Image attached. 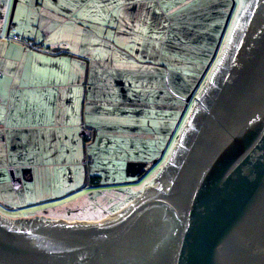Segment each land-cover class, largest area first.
I'll return each instance as SVG.
<instances>
[{
  "label": "rangeland",
  "instance_id": "1",
  "mask_svg": "<svg viewBox=\"0 0 264 264\" xmlns=\"http://www.w3.org/2000/svg\"><path fill=\"white\" fill-rule=\"evenodd\" d=\"M246 1L233 0L231 7L232 0H16L9 20L13 0H0V41L4 40L7 56L23 54L20 48L15 49L23 38H41V25L50 16L53 24L67 27L69 11L76 7L87 13L81 23L84 27H91L93 32L105 27L104 36L111 39L103 41L108 43L102 46L103 62L96 61L99 55L92 57V66L97 68L89 76L87 93L82 91V104L75 102L82 107L74 120L88 125L87 139L78 141L76 135H70L74 130L57 129L53 144L49 139L43 141L44 154L22 155L13 165L1 164L0 182L4 181L0 183V215L17 220L98 219L134 199L166 162ZM230 9L217 53L184 109ZM116 27L121 39H115L114 45ZM13 28L20 40L12 39L8 44ZM56 32L49 39H57ZM167 34L165 59L159 57L163 39L155 37ZM67 36L61 37L68 39ZM62 46L72 50L69 42ZM83 47L90 49L89 45ZM96 48L100 54L99 46ZM44 62L48 68L53 61ZM61 66L66 67V63ZM99 66H103L101 70ZM51 144L57 151L54 154L49 151ZM48 154L49 158L42 157ZM47 161L45 169L36 171L37 179L12 183L11 171L19 177L24 167L32 169V165ZM133 162L149 165L139 179L125 173L126 164ZM91 175H99L93 184L89 182ZM126 179L135 180L119 182ZM50 194V198L36 201L40 195Z\"/></svg>",
  "mask_w": 264,
  "mask_h": 264
},
{
  "label": "water",
  "instance_id": "2",
  "mask_svg": "<svg viewBox=\"0 0 264 264\" xmlns=\"http://www.w3.org/2000/svg\"><path fill=\"white\" fill-rule=\"evenodd\" d=\"M132 164L144 165L126 171ZM29 172L11 171V180ZM0 264H264V0L241 8L166 162L140 193L99 219L0 215Z\"/></svg>",
  "mask_w": 264,
  "mask_h": 264
},
{
  "label": "crops",
  "instance_id": "3",
  "mask_svg": "<svg viewBox=\"0 0 264 264\" xmlns=\"http://www.w3.org/2000/svg\"><path fill=\"white\" fill-rule=\"evenodd\" d=\"M37 5L39 4L37 3ZM69 15L67 27L63 23L53 24L50 16L45 20L46 24L41 25L43 29L39 27L42 39L23 38L20 46L15 45V49L20 48L23 52L22 55L20 53L7 56L4 40L0 41V71L3 73L0 77V165L6 162L13 165L22 155L44 154L46 150L43 141L49 139L53 144L55 136L58 134L57 129L69 128L74 130L70 135H76L78 141L80 138L87 139L88 125L74 120V117L81 114L80 107H82L78 108L75 102L80 101L82 104V91L87 93L89 76L97 68V65L94 68L92 66V60L93 62L95 60L92 57L96 58V55H99L96 61L103 62L100 59L103 57L102 46L107 45L111 39L105 38L106 36L102 32L105 27L95 28V32H93L91 27H84L81 24L87 19V13L83 8L76 7L69 11ZM46 27H50V30L46 31ZM53 32L58 35L57 39H49ZM117 33H119L118 27H116L112 43L115 39L116 41L121 39ZM11 34H17L14 28ZM65 34L68 35V39L61 37ZM155 38L163 39L160 44L162 48L159 57L167 59L165 48L168 34ZM105 40L107 42L104 43ZM11 41L12 39L10 40L9 37L6 42L9 44L12 43ZM64 42H69L72 50L62 46ZM86 45H89L90 49L83 47ZM97 46L101 50L100 54L96 53ZM74 48L78 49L73 50ZM44 61L53 62L47 68ZM104 61L108 60L105 58ZM118 61L116 60V62ZM63 62L66 63V67L61 66ZM101 67L103 66H99L98 69L101 70ZM100 76L103 77L102 71H100ZM52 144L49 147L52 151H49L54 154L57 151ZM51 154L42 157L49 158ZM48 164L47 161L32 165L35 172L31 173L32 169L29 168L31 175L26 174V179H21L20 183L22 180L37 179L36 171L47 167ZM28 177L30 178L27 179ZM12 183L19 184L13 181ZM50 197L51 194L46 197L40 195L36 201Z\"/></svg>",
  "mask_w": 264,
  "mask_h": 264
},
{
  "label": "flooded vegetation",
  "instance_id": "4",
  "mask_svg": "<svg viewBox=\"0 0 264 264\" xmlns=\"http://www.w3.org/2000/svg\"><path fill=\"white\" fill-rule=\"evenodd\" d=\"M163 151H161V155H162ZM159 155H160V153H159ZM161 155H160V157H161ZM155 161H156V159H155ZM133 163H135V162H133ZM136 163H139V162H136ZM148 169H149V165L146 164V162L144 163V165H141V166L140 165L137 166L135 164H132V165L129 166V168L127 167V171H126V166H125V173H126L127 176L132 175V176H130L131 178L139 179L142 175H144L148 171ZM135 179H133V180H135ZM133 180L126 179V180L119 181V182H124V181L130 182V181H133ZM91 184H93V183H91ZM96 184H97V182L94 185H96ZM102 217H104V216H102ZM96 218H98V217H96ZM99 218H101V216ZM71 219L73 220L75 218H71ZM77 219H79V220H82V219L88 220V219H95V218H82V217H78Z\"/></svg>",
  "mask_w": 264,
  "mask_h": 264
},
{
  "label": "built area",
  "instance_id": "5",
  "mask_svg": "<svg viewBox=\"0 0 264 264\" xmlns=\"http://www.w3.org/2000/svg\"><path fill=\"white\" fill-rule=\"evenodd\" d=\"M10 37V39H13V40H19V36L17 34H11V35H8V38ZM2 72L0 71V77L2 76Z\"/></svg>",
  "mask_w": 264,
  "mask_h": 264
},
{
  "label": "trees",
  "instance_id": "6",
  "mask_svg": "<svg viewBox=\"0 0 264 264\" xmlns=\"http://www.w3.org/2000/svg\"><path fill=\"white\" fill-rule=\"evenodd\" d=\"M10 23H9V25H10ZM95 178L98 180L99 179V175H91L90 176V181L89 180L88 181L94 183Z\"/></svg>",
  "mask_w": 264,
  "mask_h": 264
}]
</instances>
